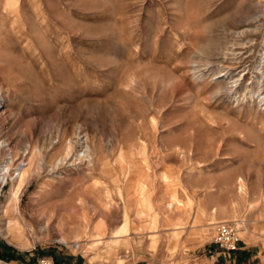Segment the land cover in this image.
Wrapping results in <instances>:
<instances>
[{
    "label": "rangeland",
    "instance_id": "obj_1",
    "mask_svg": "<svg viewBox=\"0 0 264 264\" xmlns=\"http://www.w3.org/2000/svg\"><path fill=\"white\" fill-rule=\"evenodd\" d=\"M262 59L264 0H0V264H264Z\"/></svg>",
    "mask_w": 264,
    "mask_h": 264
},
{
    "label": "built area",
    "instance_id": "obj_2",
    "mask_svg": "<svg viewBox=\"0 0 264 264\" xmlns=\"http://www.w3.org/2000/svg\"><path fill=\"white\" fill-rule=\"evenodd\" d=\"M240 242L237 224L231 222L218 223L212 239V244L215 247V260L234 261L241 250Z\"/></svg>",
    "mask_w": 264,
    "mask_h": 264
},
{
    "label": "bare ground",
    "instance_id": "obj_3",
    "mask_svg": "<svg viewBox=\"0 0 264 264\" xmlns=\"http://www.w3.org/2000/svg\"><path fill=\"white\" fill-rule=\"evenodd\" d=\"M263 59H262V63L263 64ZM238 79H235V80H232L230 82V86L233 90H231V92H235L239 85H241V81L243 80V76L242 75H238ZM233 79V78H232ZM256 79V78H255ZM260 79V78H259ZM256 85V84H255ZM258 89L254 90L253 88L247 90V93L246 95H249V99L252 101V102H257L258 104H260L261 106H264V90H263V84L261 83V80L258 82ZM221 86V85H220ZM220 89V88H219ZM223 90H225L224 88H222ZM221 92V91H220ZM229 92V90L227 91ZM238 100V99H237ZM2 102V98L0 96V103ZM8 147V144H7V141H2L0 142V158L2 156V153L4 152V150ZM90 160V159H89ZM13 161V157L11 156L10 157V163H12ZM41 165V164H40ZM42 167V166H41ZM40 168V167H39ZM3 171V170H2ZM18 178L20 179V182H22V180L24 179V177L26 176V172H25V169L22 167V165H19L18 166ZM8 176H9V168L5 167V170L3 171L2 175H1V182L2 183H5L8 179ZM17 178V179H18ZM24 181V180H23ZM20 184V183H19ZM23 184V183H22ZM117 239H120L121 236H116Z\"/></svg>",
    "mask_w": 264,
    "mask_h": 264
},
{
    "label": "crops",
    "instance_id": "obj_4",
    "mask_svg": "<svg viewBox=\"0 0 264 264\" xmlns=\"http://www.w3.org/2000/svg\"><path fill=\"white\" fill-rule=\"evenodd\" d=\"M246 252V251H245ZM243 254V253H242Z\"/></svg>",
    "mask_w": 264,
    "mask_h": 264
}]
</instances>
